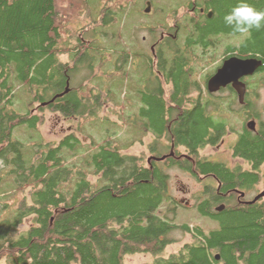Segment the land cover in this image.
<instances>
[{
	"label": "trees",
	"instance_id": "trees-1",
	"mask_svg": "<svg viewBox=\"0 0 264 264\" xmlns=\"http://www.w3.org/2000/svg\"><path fill=\"white\" fill-rule=\"evenodd\" d=\"M239 2L216 0L219 20H210L201 34L232 33L223 18ZM247 3L264 11V0ZM87 5V0H0V181L7 174L13 191L20 196L17 203L0 207V261L125 264L128 255L145 254L152 260L142 264H264V205L228 206L213 215L212 203L202 200L196 204L198 213L216 224L208 230L199 225L191 228L186 222L176 224L168 215L157 214L165 203L169 175L166 170L127 167L122 148L111 139L108 141L109 134L120 130L117 126L111 133L103 132V141L94 143L98 152L93 159L90 154V164L97 167L88 171L84 161L89 151L76 133L47 143L40 142L42 138L36 134L34 152L30 157L23 154L24 141L18 138L16 129L25 125L37 131L41 120L30 113L31 108L24 113L16 110L17 88L31 98L30 103L48 100L51 111L86 122L99 118L97 114L106 96L118 99V95L123 97V90H128L125 67L115 66L116 53L126 50L117 39V32L113 35L117 43L110 41V46V35H99L97 43L95 36L87 42L78 38L70 41L69 37L75 35L71 30L72 15L81 10L89 18L100 15L93 21L94 27L100 29L94 30L101 33V27L106 25L108 8H93L92 12L85 9ZM242 36V54H258L264 61V29ZM62 54L69 55L70 63L61 61ZM80 63L85 64L87 71L82 81H88L71 88ZM108 70L111 75L119 73L120 80L112 77L111 88L105 91L96 84L95 77ZM172 72L175 84L183 86L181 69ZM154 95L148 116L158 130L163 126V105L160 95ZM209 126V120L197 108L184 115L178 138L194 147L206 136ZM241 151L248 168L242 167V173L225 168L218 171L226 189L255 184L257 163L264 158V139L243 136ZM72 157L78 159L71 161ZM207 172L203 169L199 174ZM88 175L95 179L89 180ZM7 197L0 188V204ZM26 220L29 226L20 228ZM174 230L190 233L191 239L163 256L173 241L169 235Z\"/></svg>",
	"mask_w": 264,
	"mask_h": 264
},
{
	"label": "flooded vegetation",
	"instance_id": "flooded-vegetation-1",
	"mask_svg": "<svg viewBox=\"0 0 264 264\" xmlns=\"http://www.w3.org/2000/svg\"><path fill=\"white\" fill-rule=\"evenodd\" d=\"M215 1H169L170 12L165 16L158 15L154 24H138L137 28L144 29L145 34L132 36L124 53H116L115 66L125 67L128 90L123 96L125 98L118 95V99L111 100L116 116L122 120V125L114 122L117 129L126 130L134 125L143 136L153 135V141L142 142L146 149L140 156L127 152L131 150L129 145L132 144V148L134 141L140 138L132 140L126 149L122 148V154L128 159L127 167H145L148 171L177 167L204 181L199 197L212 203L210 211L213 215L223 212L228 206L264 205V158L258 161L256 181L249 188L242 189L240 184L226 189L218 172L225 168L242 173V167H249L248 161L242 158V137L264 139V61L258 54H242L245 38L242 34L221 31L201 34L210 20H219ZM144 2V11L148 5L156 3L158 11L163 12L162 0ZM233 57L255 58L260 61V66L254 74L239 77L238 88L233 82L224 86L211 84L217 70ZM176 68L183 72V86H177L173 80L172 71ZM242 83L245 86L243 94ZM154 94L160 95L163 105V126L158 130L152 126V119L148 116ZM38 103L39 110H50L47 108L48 100ZM197 108L209 120L210 126L202 141L193 147L181 141L178 135L184 115ZM30 113L35 114L32 109ZM61 116L65 120L71 118ZM71 132L75 133L66 132L64 136ZM118 132L112 133L111 141L120 147V142L114 141L119 136ZM93 145L94 142L88 147L89 155H85L84 167H97L95 163L90 164V154H93V159L98 152ZM203 169L208 172L199 174ZM220 205H223L222 209L217 210ZM184 206L190 207L188 200L184 201Z\"/></svg>",
	"mask_w": 264,
	"mask_h": 264
},
{
	"label": "rangeland",
	"instance_id": "rangeland-1",
	"mask_svg": "<svg viewBox=\"0 0 264 264\" xmlns=\"http://www.w3.org/2000/svg\"><path fill=\"white\" fill-rule=\"evenodd\" d=\"M88 5L85 9L89 8L93 12V8H96L98 11L100 8H108L105 9L106 16H105V26L101 27L102 32L100 30H94L95 22L100 18L95 16L94 18H89L86 14L83 13V10L78 14L72 15L73 17V24H72V33L75 34L74 36L69 37L71 42H75V39H85L84 42L90 41V37H94V42L97 43L100 39V36L110 35V41L113 43H117L116 39L114 38V34L116 32L119 34V42L126 47L125 41H131L132 36L141 37L145 34L144 29L137 28L138 24H154L155 19L158 15L165 16L169 13V1L173 2V0H162V7L163 12H159L156 3H152L150 6V13L146 14L145 9V2L144 0H87ZM137 2L135 7H133V3ZM169 11V12H168ZM171 17V14H169ZM100 25V23H98ZM77 28V31L75 29ZM106 33H103L104 30ZM159 29V28H158ZM122 33V34H121ZM114 35V36H113ZM113 36V38H112ZM76 37V38H75ZM87 40V41H86ZM92 41V40H91ZM117 45V44H116ZM107 55V54H105ZM61 61L69 62L70 57L68 54L60 55ZM123 61V60H122ZM70 63V62H69ZM125 63V61H123ZM78 73L76 72L70 82L71 88L77 87L79 83L87 82L88 79H82L87 75V71L85 69V64H79ZM96 70L92 73L94 74ZM113 72V71H112ZM111 72H99L97 73V85L102 88V90H108L111 88V78L115 77L116 81L120 80L118 78L119 74ZM117 77V78H116ZM123 96L126 94V90H123ZM21 88L16 89L17 95V102H16V110L18 112L24 113L28 109L34 110L35 114H37L41 120L38 124V131L34 127H27V126H19L16 129L15 133H18V138L24 141L23 145V154L27 157H30L34 152L36 143L35 139L37 135L42 138L40 142H57L66 132L73 131L77 134L80 139V143L86 149L94 143H100L103 141V137L106 136L103 134L104 131L111 133L115 130V123H120L122 125V120H119L115 114V108L113 107L112 101L106 96V100L103 101V104L98 111V119L96 121L88 120L82 118H68L67 120L64 119L59 113H53L51 110L43 108L42 110L38 109L39 103L34 102L30 103L31 98L24 93H22ZM103 96L105 97V92H103ZM262 97H264V88L262 89ZM95 122V123H94ZM97 127V128H96ZM93 128V129H92ZM95 129V130H94ZM90 130V131H89ZM97 131V132H96ZM140 131V130H139ZM118 138L114 139L115 142H120L119 148H125L135 140L134 146L127 151L130 154H135L137 156L142 155L145 151V147L143 146V141H153V135H142V132H137L136 126L132 125L131 128L126 130H119ZM37 134V135H36ZM112 136L109 134L108 137ZM34 137V138H33ZM92 138V139H91ZM111 138L108 139L110 141ZM38 141V140H37ZM100 145V144H99ZM128 146V147H129ZM84 149V148H83ZM209 149L206 151L208 152ZM126 153V152H125ZM25 157V158H26ZM78 159L77 157L71 158V161H75ZM2 162H0V169H2ZM84 168V167H82ZM247 168V167H243ZM87 171L90 170V167L86 168ZM264 170V167L262 168ZM166 172L169 175L168 182H167V189H166V199L165 203L156 211L157 214L164 216L168 215L169 218L174 220L176 224H182L186 222L191 228L195 225L201 226L203 229L208 230L210 228L215 227V222L209 218L203 217L198 213L196 208V204L203 198H200L199 195H202V191L204 189V181H200L195 179L191 174L182 171L177 167L169 168L166 167ZM7 174H4L3 178L0 181V188H2L5 193L8 194V197L1 201L0 207L3 208L5 203H17L19 200V193L18 191H13L12 183L9 181L11 180L10 177H7ZM89 180H94L95 178L92 175H88L87 177ZM7 179V180H6ZM5 180V181H4ZM10 188V190L8 189ZM12 189V190H11ZM183 199L182 201H180ZM189 201L190 207L184 206V201ZM199 200V201H198ZM15 208V207H14ZM29 226V221H24L20 228H27ZM169 238L173 241L166 247L163 256H168L169 253H173L178 250V248L187 241H190L191 234L190 233H182L180 230H174L170 233ZM152 260V256L145 255V254H134L128 255L125 258V264H142L145 262H150ZM0 264H5L4 261H0Z\"/></svg>",
	"mask_w": 264,
	"mask_h": 264
},
{
	"label": "water",
	"instance_id": "water-1",
	"mask_svg": "<svg viewBox=\"0 0 264 264\" xmlns=\"http://www.w3.org/2000/svg\"><path fill=\"white\" fill-rule=\"evenodd\" d=\"M146 12L150 11V5L145 10ZM260 66V61H257L255 58H245L239 59L236 57L226 60L223 65L217 70L215 75L211 78L210 83L215 84L216 86H224L229 82H233L234 85L238 88L239 84L237 82L239 77L252 75ZM245 89L244 83H242V94ZM68 91V87L65 92ZM59 96H62L60 94ZM223 205L217 207V210H221ZM217 259L219 256L217 255Z\"/></svg>",
	"mask_w": 264,
	"mask_h": 264
},
{
	"label": "clouds",
	"instance_id": "clouds-1",
	"mask_svg": "<svg viewBox=\"0 0 264 264\" xmlns=\"http://www.w3.org/2000/svg\"><path fill=\"white\" fill-rule=\"evenodd\" d=\"M223 19L233 34H248L252 30L264 29V11L256 10L247 0H240Z\"/></svg>",
	"mask_w": 264,
	"mask_h": 264
},
{
	"label": "bare ground",
	"instance_id": "bare-ground-1",
	"mask_svg": "<svg viewBox=\"0 0 264 264\" xmlns=\"http://www.w3.org/2000/svg\"><path fill=\"white\" fill-rule=\"evenodd\" d=\"M83 1V0H82ZM92 10V9H91ZM186 45V44H185ZM187 52V51H186ZM72 60V59H71ZM74 60V59H73ZM27 66V65H26ZM68 80V79H67ZM18 100V99H17ZM101 107V106H100ZM31 118V117H30ZM249 123V122H248ZM97 128V127H96ZM93 129V128H92ZM95 130V129H94ZM38 131V130H37ZM90 131V130H89ZM97 132V131H96ZM92 139V138H91ZM75 151V150H74ZM85 152V151H84ZM200 160V159H199ZM81 161V160H80ZM19 162V161H18ZM3 165V164H2ZM254 200V199H253ZM199 201V200H198Z\"/></svg>",
	"mask_w": 264,
	"mask_h": 264
}]
</instances>
